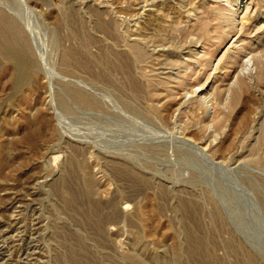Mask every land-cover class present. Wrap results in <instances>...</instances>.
I'll return each instance as SVG.
<instances>
[{
  "label": "rangeland",
  "instance_id": "374dc122",
  "mask_svg": "<svg viewBox=\"0 0 264 264\" xmlns=\"http://www.w3.org/2000/svg\"><path fill=\"white\" fill-rule=\"evenodd\" d=\"M239 3L0 0V264H264V0ZM201 87L206 115L177 100Z\"/></svg>",
  "mask_w": 264,
  "mask_h": 264
},
{
  "label": "bare ground",
  "instance_id": "6f19581e",
  "mask_svg": "<svg viewBox=\"0 0 264 264\" xmlns=\"http://www.w3.org/2000/svg\"><path fill=\"white\" fill-rule=\"evenodd\" d=\"M162 1V0H161ZM238 1V0H237ZM242 1L243 0H240V3H239V5L242 3ZM152 4H154L153 2H152ZM149 5V4H148ZM225 5V4H224ZM238 5V6H239ZM147 6V5H146ZM118 7V6H117ZM139 8V7H138ZM137 8V9H138ZM141 9V8H140ZM229 9V8H228ZM231 9V8H230ZM233 9V8H232ZM123 10V9H122ZM144 11V10H143ZM142 11V12H143ZM136 12V11H135ZM188 13V12H187ZM133 14V13H132ZM138 14H139V12H138ZM142 14H144V13H142ZM185 14V13H184ZM229 14V13H228ZM142 16V15H141ZM231 16V15H230ZM187 18H188V16H186ZM135 18V17H134ZM133 18V19H134ZM4 17L2 16V14L0 13V28H1V30H3V27L4 28H6V35H8V36H15L14 35V29L12 28V27H10L9 26V24L8 23H5L4 22ZM127 19V18H126ZM189 19V18H188ZM187 19V20H188ZM225 19V18H224ZM129 21V20H128ZM120 22V21H119ZM223 22V21H222ZM229 22V21H228ZM117 23V22H116ZM184 23V22H183ZM124 24V23H123ZM136 24V23H135ZM186 24V23H185ZM222 24V23H221ZM117 25V24H116ZM183 25V24H182ZM187 26V25H186ZM229 27V26H228ZM178 30V29H177ZM119 33V32H118ZM226 34H227V32H226ZM191 36V35H190ZM16 38V37H15ZM14 38V39H15ZM148 38V37H147ZM181 38V37H180ZM222 38V37H221ZM17 39V38H16ZM136 39V38H135ZM138 39V38H137ZM140 39V38H139ZM224 39V38H223ZM12 42V41H11ZM184 42V41H183ZM234 42V41H233ZM198 44V43H197ZM232 45V44H231ZM263 45V44H262ZM186 46V45H185ZM195 47V46H194ZM196 49V48H195ZM188 51V50H187ZM194 51H196V50H194ZM203 51V50H202ZM190 53V52H189ZM244 53V52H243ZM195 55H198V53L197 54H195ZM203 56H205V55H203ZM202 56V57H203ZM156 57V56H155ZM263 57V56H262ZM263 60H264V58H263ZM243 61H244V59H243ZM207 62V61H206ZM169 63V62H168ZM193 64V63H192ZM197 64V63H196ZM163 66V65H162ZM195 66V65H194ZM159 69V68H158ZM264 70V61H262L261 60V57H260V55H258V54H252V53H250L248 56H246V59H245V61H244V63H243V69L242 70H244V73L241 75V77L243 76H248L249 77V79L251 78H253V79H255V78H257L258 77V75H261L259 72H258V70ZM239 70V69H238ZM190 71H191V69H190ZM152 73V72H151ZM240 73V72H239ZM242 73V72H241ZM235 76V75H234ZM167 77V79H168V81L169 80H173V77L172 76H166ZM239 75H237L235 78V80L233 81V82H231L232 84H231V87H235L236 85H237V83H238V80H241L242 78H241ZM151 78V77H150ZM156 78V77H155ZM165 79V78H164ZM247 79V78H246ZM248 79V80H249ZM161 80V79H160ZM166 80V79H165ZM231 80V79H230ZM247 81V80H246ZM257 81V80H256ZM254 82V81H253ZM178 83V85L179 84H182V81H178L177 82ZM169 83L168 82H166L165 84H163V86H167ZM220 85V84H219ZM169 86V85H168ZM222 86V85H221ZM202 87H203V85H202ZM196 88L191 94H189V92L187 93V95L186 96H182L181 94V96H178V99H177V97H176V99L178 100V101H182L181 102V104L182 103H185V102H187V101H189V100H191V99H195V100H197V102L199 103V105L203 108V110H204V114L206 115V114H208V113H210V110H211V102H212V99H213V94L212 93H210V92H208L207 94L205 93V89H203V88ZM224 87V86H223ZM236 88V87H235ZM173 89V88H172ZM192 89H194V88H192ZM154 91V90H153ZM221 91V90H220ZM177 92V91H176ZM184 92V91H183ZM257 93V92H256ZM161 94V93H160ZM163 94V93H162ZM230 96V95H229ZM224 98H226V97H224ZM227 100V99H226ZM226 102V101H225ZM180 103V102H179ZM168 104V103H167ZM164 105V104H163ZM180 107V106H179ZM181 109V108H180ZM183 109V108H182ZM179 111V110H178ZM212 111V110H211ZM203 112V111H202ZM204 117V116H203ZM213 118H215V117H213ZM205 120V119H204ZM207 120V119H206ZM170 128V127H169ZM175 128V127H174ZM208 129V128H207ZM211 130V129H210ZM207 133V132H206ZM205 133V134H206ZM214 135V134H213ZM182 136V135H181ZM185 136V135H184ZM204 137H205V135H204ZM187 138V137H186ZM213 138V137H212ZM181 140V139H180ZM184 141H186L187 143L188 142H190V141H188L187 139H185ZM198 144V143H197ZM213 144V143H212ZM212 144H211V142H208V140L206 141L205 140V142H204V144H203V142H202V146L201 147H199L198 148V153L199 152H202V153H204L203 154V157L205 156V154L207 153V152H209L210 150H211V146H212ZM196 145V144H195ZM200 146V145H199ZM197 149V148H196ZM201 151H200V150ZM214 149V148H213ZM207 156V155H206ZM205 156V157H206ZM208 157V156H207ZM229 157V156H228ZM205 159V158H204ZM215 164V163H214ZM221 166V165H220ZM228 169V168H227ZM13 208V207H12ZM26 256V255H25Z\"/></svg>",
  "mask_w": 264,
  "mask_h": 264
}]
</instances>
